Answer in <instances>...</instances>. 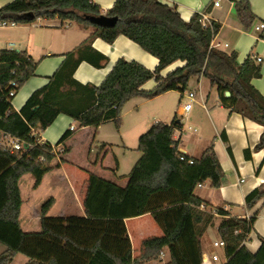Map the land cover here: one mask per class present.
Returning a JSON list of instances; mask_svg holds the SVG:
<instances>
[{
	"label": "trees",
	"instance_id": "trees-1",
	"mask_svg": "<svg viewBox=\"0 0 264 264\" xmlns=\"http://www.w3.org/2000/svg\"><path fill=\"white\" fill-rule=\"evenodd\" d=\"M232 1L241 24L250 26L255 15L249 2ZM209 9L207 5L204 11ZM89 16L117 20L112 26H97L87 19ZM39 17H57L61 22L92 27L93 31L64 54L47 83L35 89L18 111L11 100L34 75L37 61L26 51L0 50V137L6 133L25 145L15 152L0 144V243L5 246L0 264H10L16 253L28 258L26 264H140L156 259L163 249H167L170 264H200L201 238L216 215L199 209L202 200L195 189L206 180L212 187H219L223 172L212 146L198 158L178 151L173 133L181 129V124L176 115L168 124L152 123L139 135L136 149L140 155L124 176V185L89 173L83 198L85 216H48L46 212L53 202L49 198L41 205V230L22 231L18 223L22 202L18 180L30 173L37 187L51 169L49 163L56 157L52 145L40 141L36 131L44 130L58 115L71 117L79 126L96 128L111 121L118 128L127 100L136 96L150 99L169 90L184 92L192 76L207 78L224 106L263 126L254 147L263 148L264 96L251 84L252 78L260 76L259 66L249 57L238 63L235 51L225 52L211 44L220 29L218 22L209 20L203 26L199 13L185 21L175 7L158 0H115L105 12L92 0H12L0 6V21L25 24ZM118 35L156 57V67L151 70L134 60L119 58L99 85L74 79L73 71L81 61L100 67L107 60L92 48L91 41L100 38L111 43ZM178 60L183 65L161 75L164 68ZM150 79L155 86L143 89ZM71 133L66 130L55 145ZM68 150L63 146L59 155ZM244 153L250 157L249 149ZM179 154L184 155L183 160ZM260 199H264V185L246 194V208H252ZM145 213L152 215L163 234L145 239L140 256L132 258L124 218ZM216 214L221 216L217 234L224 242V264H264V239L259 237L255 252L245 245L256 213L240 218L219 207Z\"/></svg>",
	"mask_w": 264,
	"mask_h": 264
},
{
	"label": "crops",
	"instance_id": "crops-1",
	"mask_svg": "<svg viewBox=\"0 0 264 264\" xmlns=\"http://www.w3.org/2000/svg\"><path fill=\"white\" fill-rule=\"evenodd\" d=\"M10 1L12 0H0V6ZM92 1L105 12L112 7L115 0ZM158 1L169 7H175L185 21H188L194 13H203L208 20L218 22L220 29L212 42L218 44L216 48L225 52L235 51L238 63L249 57L259 66L260 76L252 78L251 84L264 96V28L254 29L255 25L264 22V0H247L255 15V19L248 27H244L239 21L232 0H220L218 6L213 5V0ZM207 5H210V9L206 12L204 8ZM92 31V27H83L69 21L61 22L57 17L51 19L39 17L25 24L0 26V50L26 51L37 61L34 75L29 77L14 94L11 100L12 107L18 111L35 89L47 83L48 77L63 60L64 54L80 45ZM91 46L106 56L107 60L100 67L81 61L73 71L74 79L81 83L99 85L119 58L134 60L151 70L158 63L156 57L124 35H118L111 43L94 38ZM256 56L261 58L259 62L255 61ZM183 63V61H175L164 68L161 75ZM155 84V81L150 79L142 85V88L148 90ZM187 91L194 93L195 100L190 110L184 112L183 104L189 101L184 96ZM169 94L175 96L172 103L158 101L152 106L149 114L139 113L138 109L143 104L160 100ZM183 98L185 101L182 104ZM175 115L181 124V129L173 133V138L177 140L178 151L189 157L198 158L206 147L212 146L222 168L223 182L219 187H212L209 180L196 187L195 195L202 200L200 205L203 207L199 209L216 212V209L221 207L230 216L240 218H249L256 213L252 230L245 241L246 247L251 252H255L260 245L259 237L264 239V199L258 200L249 209L245 206L244 198L254 188L264 185V147L254 148L263 132V126L224 106L219 100L216 87L203 76L190 77L184 92L169 90L150 99L139 96L130 98L122 107L118 128L111 121L102 123L96 128L79 126L76 120L60 114L44 130L36 131L40 141L55 145L60 136L73 126L71 135L59 144L61 147H68V152L62 155L63 160L60 161L61 156H56L50 161L51 169L42 176L37 187L33 186L34 178L30 173H24L19 178L18 187L22 202L18 223L21 230L24 232L41 230L40 209L43 202L49 198H52L53 202L46 215L85 216L83 198L89 173L117 182L122 165V159L117 153L121 152V156H125L128 148L136 145L132 148L136 149L135 143L145 129L156 121L168 124ZM127 116H129L128 120ZM188 127H191L189 132H187ZM194 128L195 131L192 130ZM199 129L202 131L208 129L212 135L203 137V134H200L196 141L190 142L193 138L192 132L197 133ZM73 140H78L87 147L85 163L82 165L74 164L67 158ZM245 149L250 150L249 158L245 156ZM139 155L140 152L134 150L130 157V168ZM28 174L31 177L27 176ZM23 176H27L28 179L25 193L21 190ZM215 215L213 225L201 238V244L204 252L218 253L219 260L213 264H224L226 258L223 249L212 246V242L219 239L217 225L221 216L216 213ZM124 224L130 240L132 258L140 256L142 242L145 239L160 237L163 234L150 213L124 218ZM211 231L214 232L215 237L210 236ZM4 249L5 246L0 243V253ZM27 261L28 258L24 254L16 253L10 264H26ZM140 264H170L167 249L161 250L156 259Z\"/></svg>",
	"mask_w": 264,
	"mask_h": 264
},
{
	"label": "rangeland",
	"instance_id": "rangeland-1",
	"mask_svg": "<svg viewBox=\"0 0 264 264\" xmlns=\"http://www.w3.org/2000/svg\"><path fill=\"white\" fill-rule=\"evenodd\" d=\"M175 100V96L173 94H169L167 96H164L162 97L160 100H153L151 102H147L146 104H143L142 106L139 107L138 111L139 113L141 114H144V115H147L150 113V110L152 109V106L154 104H156L158 101H164V103H172L173 101ZM185 101V99L183 98L181 103L183 104ZM128 117L127 116V120H128ZM147 129H145L144 131H146ZM143 131V132H144ZM190 130H187V132H189ZM200 134H203V137H208V136H211L212 133L206 129V130H198V132H192V135H193V138L190 142H194L196 141L195 139L197 138L198 135ZM200 137V136H199ZM72 148H71V151L69 153V155L67 156L68 160H70L71 162H73L74 164H78V165H82L83 163H85V159H86V150H87V147L80 141L78 140H73L72 141ZM130 143V142H128ZM137 144V143H135ZM136 145H133V147H135ZM132 147V148H133ZM132 148H128L127 149V154L125 156H121V152L120 153H117V155L122 159L121 162H122V165H121V169L119 171V175H118V184L120 185H124L125 184V177L124 175L128 174L129 171H130V157H132V153H134V150L137 151L136 149H132ZM115 152H118V151H115ZM58 156L59 153H58ZM62 156V155H61ZM124 174V175H123ZM27 176H30V174H28ZM27 176H23L22 178V182H21V190H22V193H25V189L28 185V179L26 178ZM109 176V175H108ZM31 177V176H30ZM74 213L76 214V209L74 210ZM211 237H215L214 236V232L211 231Z\"/></svg>",
	"mask_w": 264,
	"mask_h": 264
},
{
	"label": "built area",
	"instance_id": "built-area-1",
	"mask_svg": "<svg viewBox=\"0 0 264 264\" xmlns=\"http://www.w3.org/2000/svg\"><path fill=\"white\" fill-rule=\"evenodd\" d=\"M220 0H213V5L214 6H218L219 5ZM200 14V18L199 21L203 26H206L209 23V20L207 19L206 15L203 13H199ZM14 23H8L5 21H0V26H7V25H13ZM264 28V22H260L257 25L254 26L255 30H261ZM211 44L216 47L218 46V44H214L213 42H211ZM261 60L260 57H255V61L259 62ZM10 95H12V92H10ZM184 96L189 100L188 102L183 104V110L184 112H187L190 110L191 106H192V102L195 100V95L192 91H187L186 93H184ZM189 130L191 129V127H188ZM73 129V126H70V130ZM192 130H196L195 128ZM214 139H217V137H214ZM0 144H2L3 146H5L6 148H8L10 151H21L25 145L18 140L17 138H14L6 133H1V137H0ZM53 148V152L55 153V156H58L57 154L61 151H63V147H61L60 145H52ZM178 149V147H177ZM179 159L183 160L184 159V155L183 154H179ZM189 163H192V159H188ZM199 185V184H198ZM200 208L203 209V207L200 205ZM210 213L215 214V211H209ZM212 246L214 248H224V242L223 240H221L220 238L217 240H214L212 242ZM219 260V256L218 253L216 252H202L201 254V263L200 264H213L214 262Z\"/></svg>",
	"mask_w": 264,
	"mask_h": 264
},
{
	"label": "water",
	"instance_id": "water-1",
	"mask_svg": "<svg viewBox=\"0 0 264 264\" xmlns=\"http://www.w3.org/2000/svg\"><path fill=\"white\" fill-rule=\"evenodd\" d=\"M87 19L97 26H112L116 23V17H106V16H89ZM226 95L229 94L228 91L225 92Z\"/></svg>",
	"mask_w": 264,
	"mask_h": 264
}]
</instances>
